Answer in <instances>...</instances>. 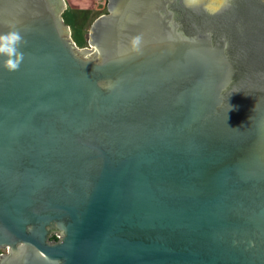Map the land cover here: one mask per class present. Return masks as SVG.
<instances>
[{
	"label": "water",
	"instance_id": "water-1",
	"mask_svg": "<svg viewBox=\"0 0 264 264\" xmlns=\"http://www.w3.org/2000/svg\"><path fill=\"white\" fill-rule=\"evenodd\" d=\"M210 2L0 0V264H264V0Z\"/></svg>",
	"mask_w": 264,
	"mask_h": 264
},
{
	"label": "rangeland",
	"instance_id": "rangeland-1",
	"mask_svg": "<svg viewBox=\"0 0 264 264\" xmlns=\"http://www.w3.org/2000/svg\"><path fill=\"white\" fill-rule=\"evenodd\" d=\"M64 22L70 27L71 37L79 48L90 47L84 40L92 24L107 10L108 0H65ZM85 29V30H84Z\"/></svg>",
	"mask_w": 264,
	"mask_h": 264
},
{
	"label": "clouds",
	"instance_id": "clouds-1",
	"mask_svg": "<svg viewBox=\"0 0 264 264\" xmlns=\"http://www.w3.org/2000/svg\"><path fill=\"white\" fill-rule=\"evenodd\" d=\"M186 6L194 7L200 3V0H185ZM228 5V0H211L205 7L209 14L215 15ZM26 40L19 31L12 30L0 33V58H4L3 67L9 72L18 71L24 60V54L19 50L22 44H26ZM140 43V38L133 40V45Z\"/></svg>",
	"mask_w": 264,
	"mask_h": 264
},
{
	"label": "flooded vegetation",
	"instance_id": "flooded-vegetation-1",
	"mask_svg": "<svg viewBox=\"0 0 264 264\" xmlns=\"http://www.w3.org/2000/svg\"><path fill=\"white\" fill-rule=\"evenodd\" d=\"M107 10H108V8H107ZM107 14H109V11H107L105 14H103V15H107ZM102 16V15H101ZM100 16V17H101ZM93 25V24H92ZM85 30V29H84ZM92 26H91V28H90V30H88L89 32L86 34L85 33V31H84V40L85 41H87L89 44H90V41H91V33H92ZM84 49V48H83ZM7 254V250H4V249H0V259L3 257V256H5Z\"/></svg>",
	"mask_w": 264,
	"mask_h": 264
},
{
	"label": "trees",
	"instance_id": "trees-1",
	"mask_svg": "<svg viewBox=\"0 0 264 264\" xmlns=\"http://www.w3.org/2000/svg\"><path fill=\"white\" fill-rule=\"evenodd\" d=\"M107 8H108V6H107ZM52 240H58V237L57 236H53Z\"/></svg>",
	"mask_w": 264,
	"mask_h": 264
}]
</instances>
